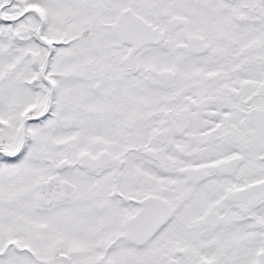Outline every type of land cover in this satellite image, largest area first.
Here are the masks:
<instances>
[{
    "label": "snow or ice",
    "instance_id": "1",
    "mask_svg": "<svg viewBox=\"0 0 264 264\" xmlns=\"http://www.w3.org/2000/svg\"><path fill=\"white\" fill-rule=\"evenodd\" d=\"M0 264H264V0H0Z\"/></svg>",
    "mask_w": 264,
    "mask_h": 264
}]
</instances>
